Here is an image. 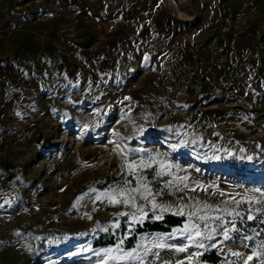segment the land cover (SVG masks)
I'll list each match as a JSON object with an SVG mask.
<instances>
[{"label":"rangeland","instance_id":"374dc122","mask_svg":"<svg viewBox=\"0 0 264 264\" xmlns=\"http://www.w3.org/2000/svg\"><path fill=\"white\" fill-rule=\"evenodd\" d=\"M205 7L12 1L18 23L0 33L8 37L3 61L24 72L12 75L15 100L0 112V264H194L212 250L221 264H264V39L259 70L231 64L221 79L218 67L183 91L185 73L209 64L220 35ZM141 161L151 167L130 174L127 164ZM137 175L168 210L137 199L145 215L134 219L136 209L96 200L125 181L135 187ZM205 204L197 215L206 220L144 234L135 249L94 247L123 221L132 227L150 212L181 210L188 217ZM253 219L260 224L250 235L238 229ZM190 223L202 233L195 242L183 232Z\"/></svg>","mask_w":264,"mask_h":264},{"label":"crops","instance_id":"0c3cea01","mask_svg":"<svg viewBox=\"0 0 264 264\" xmlns=\"http://www.w3.org/2000/svg\"><path fill=\"white\" fill-rule=\"evenodd\" d=\"M13 0H0V33H11L18 23L11 21L14 17L12 10ZM207 1L209 7L212 9V22L217 20L218 27L220 25V18L225 13L227 7H231L235 12H245L244 23L239 33H232L230 35H219L217 38V45L223 50L228 61L224 66L219 67L214 76L225 78L232 72L231 64L240 66L246 65L253 72L259 70L257 66L262 65L260 58L255 49H257V42L264 39V0H200ZM209 7H205L206 9ZM214 21V22H213ZM229 36V37H228ZM8 37H0V112H5V107L10 109L13 103L12 97L15 96L17 84L12 80V75L19 78L22 71L16 64H9L3 61L5 57V50L9 49L7 46ZM249 46L251 50L249 51ZM254 51V52H253ZM9 52V51H8ZM250 54V56H248ZM208 58V57H206ZM233 60V61H231ZM189 68V66L187 67ZM248 68V69H249ZM242 69L243 72L248 70ZM24 72V71H23ZM182 77V76H180ZM18 82V81H15ZM17 95V94H16ZM8 105V106H7Z\"/></svg>","mask_w":264,"mask_h":264},{"label":"trees","instance_id":"16d2710c","mask_svg":"<svg viewBox=\"0 0 264 264\" xmlns=\"http://www.w3.org/2000/svg\"><path fill=\"white\" fill-rule=\"evenodd\" d=\"M157 214L154 212L148 213L143 221L131 225L132 227H127L125 221L121 222L120 228L115 233L101 235L95 241L94 247H118L126 250L135 249L140 236L150 233H168L174 228L182 227L188 220L187 215L166 212L161 217H158ZM259 224L260 222L257 219L242 220L237 223V227L245 232V234L250 235ZM222 262H224V258L216 250H212L200 255L194 261V264H221Z\"/></svg>","mask_w":264,"mask_h":264},{"label":"snow or ice","instance_id":"6c2138e0","mask_svg":"<svg viewBox=\"0 0 264 264\" xmlns=\"http://www.w3.org/2000/svg\"><path fill=\"white\" fill-rule=\"evenodd\" d=\"M151 167V164H146L144 161H141L139 164H132L129 163L127 164V168L130 170V174L137 173L138 171L143 170L144 168ZM171 167L170 165H164L161 164V168H169ZM157 175H161L160 172H157ZM187 177L182 178V182L184 180H187ZM171 181H169V185H171ZM131 184V181H125L124 186L120 188H113L107 192H103L100 195L96 196V200H101V197L105 198L110 204L113 205H123L125 207H131L137 210L138 213H140L139 216L134 215V219H143L145 213L143 206L138 205L136 203L137 199L145 201L146 203H150L152 206V209L155 210L157 208L161 209V211H166L168 210L165 206L163 205H158L155 201V195L152 191V189L149 187L147 181L142 177L137 175L136 176V186L135 187H130L129 185ZM188 188L187 184L183 185V188H179L177 186L178 191H183L184 189ZM192 191H195V189H191ZM206 190V189H205ZM95 191V190H92ZM223 195V193H221ZM209 206L204 205L203 209L202 208H195V211L191 212L188 214V219L191 221L193 218H197L201 221H204L207 219L206 215H197L204 209H207ZM121 215H127V213H120ZM179 215H183V211L181 210L180 212L176 213ZM248 219H252L251 216L248 217ZM184 233H188V240L195 242L198 238L202 236V233L199 230V226L195 223H190L185 225L183 229ZM225 239H228V232L225 231L224 233ZM197 247H203V244L198 243L196 245ZM157 247H163V245H157ZM187 250L186 247H180L177 249L179 252H185ZM233 255L239 256L240 253H234ZM255 256V253L253 255L249 256L247 259L248 261L253 260ZM180 264H183V262H180Z\"/></svg>","mask_w":264,"mask_h":264},{"label":"built area","instance_id":"2783aa9c","mask_svg":"<svg viewBox=\"0 0 264 264\" xmlns=\"http://www.w3.org/2000/svg\"><path fill=\"white\" fill-rule=\"evenodd\" d=\"M244 17V12H235L231 7H227L225 13L220 18L219 34L222 36H226L232 33H239L244 23ZM225 62L226 56L223 50L216 45L212 48L211 60L209 61L208 65L205 64V61L200 60L196 63L195 66L190 68L185 73L184 77L181 80L182 90L188 91L193 81L200 75V72L205 75H210L213 73L214 69H217ZM223 84L225 86H231L233 82L223 81Z\"/></svg>","mask_w":264,"mask_h":264},{"label":"bare ground","instance_id":"6f19581e","mask_svg":"<svg viewBox=\"0 0 264 264\" xmlns=\"http://www.w3.org/2000/svg\"><path fill=\"white\" fill-rule=\"evenodd\" d=\"M224 64H225V63H223L221 66H223ZM221 66H220V67H221Z\"/></svg>","mask_w":264,"mask_h":264}]
</instances>
